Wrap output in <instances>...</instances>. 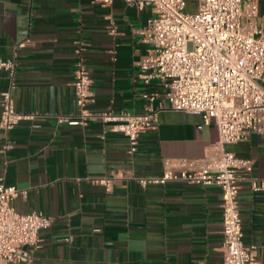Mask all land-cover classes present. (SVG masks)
Instances as JSON below:
<instances>
[{
    "label": "crops",
    "instance_id": "0c3cea01",
    "mask_svg": "<svg viewBox=\"0 0 264 264\" xmlns=\"http://www.w3.org/2000/svg\"><path fill=\"white\" fill-rule=\"evenodd\" d=\"M260 12L264 26V0ZM152 15L122 0H0V58L16 60V109L32 115L12 131L15 147L7 155L0 133V175L26 191L15 199L19 211H42L53 219L41 231L35 264L223 262L218 186L169 180L143 187L136 179L162 175L167 157L202 159L219 140L214 120L206 123L201 115L167 107L163 84L146 85L138 77L149 48L140 29ZM78 58L93 79V111L146 113L150 105L159 110L158 129L140 136L135 153L129 152L127 136L108 124L56 123L58 114H78L73 84ZM11 84L0 74V119L1 92ZM144 92L158 96L152 102ZM224 147L251 158L262 184L253 190L242 181L240 205L244 241L258 246L264 264V134ZM103 176L113 178L111 189L95 181Z\"/></svg>",
    "mask_w": 264,
    "mask_h": 264
},
{
    "label": "built area",
    "instance_id": "2783aa9c",
    "mask_svg": "<svg viewBox=\"0 0 264 264\" xmlns=\"http://www.w3.org/2000/svg\"><path fill=\"white\" fill-rule=\"evenodd\" d=\"M109 1V0H107ZM138 10L150 9L153 15L140 29L149 44L139 62L138 77L149 85L159 80L164 87L167 107L201 115L206 123L215 121L219 140L214 151L199 160L164 158V170L157 177H137L147 187L181 180L203 186H218L222 192L224 259L221 264H260L258 246L244 241L240 191L244 180L253 190L262 188L254 176V162L225 149L228 143L247 139L252 133L264 134V26L261 0H196V13L188 12L187 0H122ZM23 41L19 46L24 45ZM11 86L1 92L0 133L5 135L1 152L14 147L12 131L32 115L16 109L13 81L17 62L0 58V74ZM77 115L58 114L56 123L87 127L93 121L109 125L113 132L125 134L129 152L138 149L143 133L158 129L159 110L146 113L127 110L95 112L91 72L82 58L74 68ZM158 94L143 93L154 101ZM164 106V103L161 104ZM39 124H34L38 127ZM8 164L4 160V166ZM111 189L113 178L95 179ZM26 191L8 185L0 175V264H35L42 246L41 231L53 224L42 211L21 212L15 199ZM68 240L71 238H67Z\"/></svg>",
    "mask_w": 264,
    "mask_h": 264
},
{
    "label": "rangeland",
    "instance_id": "374dc122",
    "mask_svg": "<svg viewBox=\"0 0 264 264\" xmlns=\"http://www.w3.org/2000/svg\"><path fill=\"white\" fill-rule=\"evenodd\" d=\"M188 2V12L190 13H196L198 11L199 8V4L198 1L196 0H187Z\"/></svg>",
    "mask_w": 264,
    "mask_h": 264
}]
</instances>
